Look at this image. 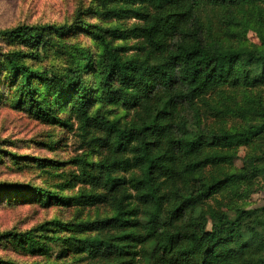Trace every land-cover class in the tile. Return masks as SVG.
<instances>
[{
	"label": "trees",
	"instance_id": "obj_1",
	"mask_svg": "<svg viewBox=\"0 0 264 264\" xmlns=\"http://www.w3.org/2000/svg\"><path fill=\"white\" fill-rule=\"evenodd\" d=\"M113 1V0H112ZM125 6H103L101 14L105 17H120L125 14L144 21L143 25L122 29L120 26H101L81 23V29L100 41L101 49V98L107 103L121 104L125 109H132L151 100L156 94V87L168 94L161 112L150 113L140 124L120 126L117 121L105 116L91 114L89 101L92 90L82 80L83 70L91 61V54L82 51L76 65L65 72L52 69L34 68L27 62L36 58L52 46V35L62 36L71 30L72 24H20L0 29V38L9 39L24 47L9 50L3 54L7 66L22 79L28 98L34 105L37 115L49 121L65 123L57 109L68 96L73 97L74 109L81 127L85 131L98 127L105 132L117 152L127 151L131 155L97 163L88 160H75L82 167L86 181L96 184L99 180L112 194L125 186V192L116 202V211L112 216L85 222L67 223L49 220L37 227L25 231L0 232V240L15 239L35 253L49 254L51 242L61 239L55 233L66 228L77 231H100L110 227L132 228L140 225L135 218L138 210L135 206L126 209L123 199L133 197L129 189L135 191V197L146 205V223L144 234H129L136 241L142 242L155 237L162 243L161 228L164 210L172 199L164 189V181L159 175L173 182L183 179L188 183L193 176L207 166L231 165L234 162V149L248 145L255 139L264 140V101L256 94L246 95L243 102L234 94L239 86L257 89L264 86V48L249 46H222V36L228 33L229 26L241 22L232 19L226 12L227 6L247 5L255 11L259 24L264 21V0H114ZM138 3V5H134ZM148 6L152 9L150 11ZM189 23L191 28L183 26ZM229 25V26H228ZM247 26V25H246ZM191 36L189 43L178 42L170 49L167 39L175 34ZM120 39L141 38L153 51L165 54L162 62L150 64L135 58L123 57L120 47L112 44L108 37ZM264 45V34L259 35ZM37 79L43 83L47 93L36 89L31 81ZM211 95L207 98V95ZM178 100L184 102H202L205 109L216 119V127L202 130L194 135L187 134L176 138L169 136L167 116L169 107ZM199 114V109L196 110ZM247 119V126L228 128L227 119ZM199 123V120H198ZM162 131L167 135L169 148L162 155L154 151V135ZM101 139V138H97ZM16 157L15 154H12ZM137 168L141 174L117 176V169ZM97 172V174H94ZM264 173V154L249 156L244 166L234 172H227L224 177L204 181L195 193L184 196L173 208H168L172 221L182 216L192 202L205 200L227 188H234L241 180H249ZM99 179V180H98ZM84 180V181H85ZM42 198L61 202H95L104 198L103 194H80L63 198L44 190H39ZM46 192V193H45ZM246 195V194H245ZM244 194L242 195V197ZM108 197V196H107ZM177 204V205H176ZM264 213V204L248 210L237 209V216L230 217L219 210H211L214 220L211 229L202 228V232H178L192 240L189 255L197 256L193 264H264V255L253 261L238 263L240 251L245 243L234 242L241 231V223L255 211ZM183 211V212H182ZM260 224L262 220H258ZM57 227V228H54ZM53 231V234L49 232ZM123 234H121L122 237ZM47 239L43 241L42 239ZM119 239L120 236H119ZM111 237L106 240L98 236L82 237L70 241L72 248L85 251L87 248L98 252H109ZM237 244V246H235ZM69 246V247H70ZM120 256L123 254L119 253ZM7 263L0 258V264ZM10 264H16L9 262ZM48 264V263H44ZM121 264V263H117Z\"/></svg>",
	"mask_w": 264,
	"mask_h": 264
},
{
	"label": "rangeland",
	"instance_id": "obj_2",
	"mask_svg": "<svg viewBox=\"0 0 264 264\" xmlns=\"http://www.w3.org/2000/svg\"><path fill=\"white\" fill-rule=\"evenodd\" d=\"M125 6V3L112 0H0V29L10 28L20 24H72L69 33L52 35V46L36 58H28L27 62L34 68H49L56 72H65L67 68L76 65L82 51L92 56L90 64L83 70L82 80L92 90L89 101V112L115 120L120 126L137 125L148 118L150 113L158 114L168 94L156 87V94L151 100L132 109H125L121 104L107 103L101 96V43L86 31L81 29V23L101 26H120L122 29L143 25L144 21L128 14L120 17H105L101 14L103 6ZM135 6L138 3L134 4ZM148 9L152 11L150 6ZM225 12L240 24L229 26L228 33L222 36V46L225 48L249 46L264 48L259 35L264 34V21L259 24L255 11L251 6H227ZM247 25V26H246ZM183 26L191 28L189 23ZM108 40L120 47L123 57L135 58L140 62L157 64L163 61L165 54L153 51L145 45L141 38L120 39L108 37ZM170 49L178 42L189 43L191 36L175 34L167 39ZM24 47L18 42L0 38V232L25 231L49 220H59L67 223L85 222L112 216L116 211L117 199L125 192V186L112 194H108L102 181L93 184L86 181L82 167L75 160H88L97 163L101 160L119 159L131 155L130 152H117L109 141L105 140V132L98 127L82 129L81 122L72 108L73 97L63 101L57 109L58 115L65 123L49 121L37 115L36 109L22 85V79L7 66L3 54L15 48ZM40 92L47 93L43 83L37 79L31 81ZM260 95L264 101V86H239L234 94L244 101L246 95ZM211 95H207L209 98ZM167 120L169 136L176 138L187 134L194 135L200 129L207 130L216 127V119L210 114L202 102H184L178 100L170 107ZM199 109V114L196 110ZM199 120V123H198ZM247 119L229 118L228 128L247 126ZM101 138V139H97ZM169 148L167 135L162 131L154 135V151L163 154ZM12 154H15L14 157ZM235 159L231 165H210L199 170L191 181L183 179L173 182L159 175V181H164L163 189L172 194L167 207L173 208L184 196L195 193L204 181L214 180L231 173L242 166L249 156L264 154V140L255 139L248 145L234 149ZM141 174L137 168L117 169L115 175L130 176ZM94 174H97L95 172ZM85 180V181H84ZM133 197L123 199L126 209L135 206L138 210L135 218L141 223L132 228L110 227L100 231H77L62 229L55 233L61 239L51 242L49 254L32 252L27 244H21L15 239L0 240V258L7 263L16 264H193L197 256L187 251L190 237L179 235L178 232L201 233L202 228L211 229L214 221L211 210H219L230 217L237 216V209H253L264 204V173L249 180H241L234 188H227L213 196L190 203L182 216L172 221L167 207L164 210L162 243L155 237L142 242L131 237L129 231L144 234L146 210L148 207L135 197V191L129 189ZM39 190L57 196L68 198L81 192L103 194L104 198L95 202H61L57 199L42 198ZM46 193V192H45ZM244 196L242 197V195ZM246 194V195H245ZM108 196V197H107ZM176 204V205H177ZM258 220H262L260 224ZM57 228V227H54ZM53 234L54 232H49ZM121 234L122 237H121ZM98 236L103 239L115 238L111 241L109 252H98L87 248L85 251L72 248L70 241L82 237ZM119 236L121 239H119ZM47 241V239H42ZM234 242L245 243L240 251L238 263L253 261L264 255V213L255 211L244 218L241 231ZM70 246V247H69ZM237 246V244H235ZM123 254L120 256L119 253Z\"/></svg>",
	"mask_w": 264,
	"mask_h": 264
}]
</instances>
